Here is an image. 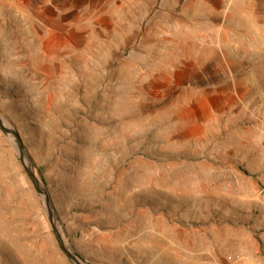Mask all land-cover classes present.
Listing matches in <instances>:
<instances>
[{"label":"rangeland","instance_id":"obj_1","mask_svg":"<svg viewBox=\"0 0 264 264\" xmlns=\"http://www.w3.org/2000/svg\"><path fill=\"white\" fill-rule=\"evenodd\" d=\"M0 116L87 264H264V0H0ZM0 264H71L1 130Z\"/></svg>","mask_w":264,"mask_h":264},{"label":"water","instance_id":"obj_2","mask_svg":"<svg viewBox=\"0 0 264 264\" xmlns=\"http://www.w3.org/2000/svg\"><path fill=\"white\" fill-rule=\"evenodd\" d=\"M0 130L8 139L13 143L15 150L18 153L20 162L22 163L27 175L29 176L36 192L38 193L47 219L50 223L51 229L54 233V237L57 241L58 246L64 252L71 264H87L81 259V257L65 242L63 239L61 230L59 228V222L55 213V209L52 205L51 199L49 197L48 191L35 173L34 163L27 152L25 146L22 144L17 131L11 128L0 116Z\"/></svg>","mask_w":264,"mask_h":264},{"label":"bare ground","instance_id":"obj_3","mask_svg":"<svg viewBox=\"0 0 264 264\" xmlns=\"http://www.w3.org/2000/svg\"><path fill=\"white\" fill-rule=\"evenodd\" d=\"M20 30V29H19ZM12 33V32H11ZM25 35V34H24ZM24 35H23V38H24ZM19 40V39H18ZM30 40V39H29ZM31 41V40H30ZM16 42V41H15ZM21 44V43H20ZM9 45H10V42H9ZM6 47V46H5ZM10 47V46H9ZM14 47V46H13ZM9 50V49H8ZM20 50V49H19ZM11 51V50H10ZM22 51V50H21ZM21 53V52H20ZM14 54V53H13ZM23 54V53H22ZM26 54V53H25ZM10 55V54H9ZM19 55V54H18ZM21 56V55H20ZM16 57V56H15ZM16 60V59H15ZM24 60H25V58H24ZM13 61V60H12ZM11 61V62H12ZM20 62V61H19ZM16 63H18V62H16ZM22 63V62H21ZM11 64V63H10ZM15 64V63H14ZM16 65V64H15ZM5 67H6V65H5ZM25 67V66H24ZM11 70V69H10ZM11 71H13V70H11ZM16 72H17V70H16Z\"/></svg>","mask_w":264,"mask_h":264}]
</instances>
